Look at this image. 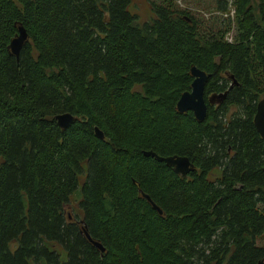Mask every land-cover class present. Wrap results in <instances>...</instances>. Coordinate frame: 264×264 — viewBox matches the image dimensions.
I'll list each match as a JSON object with an SVG mask.
<instances>
[{
  "label": "trees",
  "instance_id": "obj_1",
  "mask_svg": "<svg viewBox=\"0 0 264 264\" xmlns=\"http://www.w3.org/2000/svg\"><path fill=\"white\" fill-rule=\"evenodd\" d=\"M132 1L0 0V264L264 261V0H217L232 18L207 28L173 0L139 20ZM191 65L209 73L202 120L176 107Z\"/></svg>",
  "mask_w": 264,
  "mask_h": 264
},
{
  "label": "water",
  "instance_id": "obj_2",
  "mask_svg": "<svg viewBox=\"0 0 264 264\" xmlns=\"http://www.w3.org/2000/svg\"><path fill=\"white\" fill-rule=\"evenodd\" d=\"M27 39L28 33L26 29L23 25H18V32L8 44L10 51L18 57L19 50ZM190 71L193 75L191 87L189 90H185L180 94L176 102V107L181 112L190 109L193 111L198 120H202L204 119L207 111V104L204 97V86L209 77V73L196 65H191ZM221 95H224V92H221ZM214 97L215 96H212L211 100H213ZM54 117L58 125L61 127H67L75 118L74 114L69 111L56 113ZM253 122L257 131L264 139V96L257 101ZM94 131L97 136L104 137L103 130L97 125L94 126ZM143 153L145 155L154 156L157 160H163L166 164L171 165L175 172L181 174L182 176L194 169V164L187 155L176 153L160 155L152 149L143 150ZM140 191L148 200H150L154 208H156L159 212L162 211V209L151 199L148 193H145L141 189ZM86 235L98 248L104 250L105 247L100 241L93 239L88 232H86ZM263 263V260H259L256 264Z\"/></svg>",
  "mask_w": 264,
  "mask_h": 264
},
{
  "label": "rangeland",
  "instance_id": "obj_3",
  "mask_svg": "<svg viewBox=\"0 0 264 264\" xmlns=\"http://www.w3.org/2000/svg\"><path fill=\"white\" fill-rule=\"evenodd\" d=\"M159 1V0H156ZM230 1V0H229ZM132 9L137 13L139 20L147 19L151 15L150 0H133ZM174 4L181 8H187L191 13L200 20L202 27L207 28L215 26L225 21L227 17L232 18L233 10L230 6L228 11H220L216 8L217 0H173ZM235 34V25L231 22V27L226 33L227 39H233ZM214 100V99H213ZM77 201L73 199L66 204V211L71 212L78 218L82 217V212L77 206ZM259 243L264 242V238L257 240Z\"/></svg>",
  "mask_w": 264,
  "mask_h": 264
},
{
  "label": "flooded vegetation",
  "instance_id": "obj_4",
  "mask_svg": "<svg viewBox=\"0 0 264 264\" xmlns=\"http://www.w3.org/2000/svg\"><path fill=\"white\" fill-rule=\"evenodd\" d=\"M70 217H72V215H69Z\"/></svg>",
  "mask_w": 264,
  "mask_h": 264
}]
</instances>
